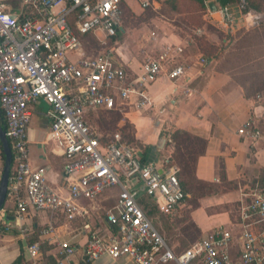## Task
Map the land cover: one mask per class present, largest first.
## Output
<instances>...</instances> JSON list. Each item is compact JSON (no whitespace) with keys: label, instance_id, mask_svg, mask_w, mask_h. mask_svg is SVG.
Returning <instances> with one entry per match:
<instances>
[{"label":"built area","instance_id":"2783aa9c","mask_svg":"<svg viewBox=\"0 0 264 264\" xmlns=\"http://www.w3.org/2000/svg\"><path fill=\"white\" fill-rule=\"evenodd\" d=\"M20 1L21 6L12 11L0 1V110L12 154L6 198L15 204L17 221L25 222L32 212H44L73 222L85 216L82 201L92 202L116 190V202L104 215L109 233L84 227L87 240L82 253L88 263L105 256L133 264H264L261 189L248 188L245 194L247 201L237 212L238 237L219 228L186 250L175 252L138 201L142 196L156 199L158 195L170 209L180 205L186 194L180 188L178 169L160 173L154 164L143 162L119 135L102 143L87 122L89 114L98 111L123 114L126 107L141 113L152 111L155 103L148 87L161 77L175 82L184 76V66L171 56L181 54L182 49L166 48L157 58L144 59L141 74L135 75L118 61L113 49L85 56L82 48L87 36L96 37L102 45L117 36L129 0ZM132 1L146 11L166 0ZM203 2L208 11L207 0ZM214 2L228 27L259 20L251 13L249 0H236L225 8ZM72 54L78 59L71 60ZM204 62L200 58V63ZM38 101L49 107L50 136L63 151L61 192L48 186L45 168H32L29 162L30 106ZM237 134L250 139L263 136L251 121ZM141 181L143 185L131 191ZM138 192L143 195L137 199ZM17 228L23 236L29 233L23 224ZM7 230L4 227V232ZM55 237L53 225L41 229L38 241L25 250L27 260L20 264H42L45 242L57 244L58 264L78 252L77 245L56 242ZM236 241L239 253L234 249Z\"/></svg>","mask_w":264,"mask_h":264},{"label":"crops","instance_id":"0c3cea01","mask_svg":"<svg viewBox=\"0 0 264 264\" xmlns=\"http://www.w3.org/2000/svg\"><path fill=\"white\" fill-rule=\"evenodd\" d=\"M0 1L7 3L11 11L21 6L20 0ZM251 2L254 3L250 7L251 13L259 20L249 25L240 22L232 27L223 23L218 9L211 12L205 7L197 12L196 5L192 4V11L186 12L188 15L184 16L190 22L195 18L198 21L199 15L202 24L186 27L190 33L164 21L165 18L159 16V3L152 10L156 11V32L149 33L145 46L140 47L136 55L128 54L127 48L123 50L125 43L119 46L118 42H114L119 50H123L122 53L116 48H110L116 52L118 61L135 75L141 74L144 59L157 58L166 48L182 49L181 54L174 53L171 56L175 63L184 66V76L175 82L161 77L148 87L149 97L155 103L152 111L141 113L126 107L122 116L133 125L135 152L145 162L154 164L160 173H167L174 167L179 170L175 164L169 163H174V145L169 139L175 132L187 133L204 142V154L197 158L193 176L196 181L212 186L213 192L197 199L196 207L183 203L170 209L158 195L156 199L148 198L144 201L143 207L151 221L155 215L170 217L177 210L185 209L190 223L198 231L195 242L207 238L219 228L238 237L241 233L236 213L246 201L245 193L250 187H258L264 192V0ZM134 8L129 4L127 14L134 13ZM232 14L237 16L235 10H232ZM207 26L215 31H206ZM197 31L200 34H196ZM239 31L248 34L247 47L220 39L224 33L232 36ZM120 34L128 35L123 27L117 36ZM201 40L208 47H204ZM202 57L204 64L200 63ZM70 59L77 60L78 55L72 54ZM41 104L44 103L38 101L30 106L29 162L32 168H45L48 186L61 192L64 155L61 147L50 136L49 107L44 104L43 109ZM248 121L260 129L263 134L261 138L250 139L237 134ZM3 163L0 152V178ZM116 198L117 191L112 190L95 201H82L85 216L73 222H67L61 215L52 217L44 212L31 211L30 217L22 223L17 221L14 202L6 198L0 211V264H20L26 261V248L38 241L39 231L48 225L56 228L57 237L53 240L68 241L79 249L64 264H90L82 253L87 240L84 227L88 225L109 233L104 221L105 214L97 217V209H105L111 203L113 207ZM18 224L28 228L26 236L21 235ZM4 227L8 229L6 232ZM158 231L166 240L160 229ZM166 242L173 250L176 248ZM235 245L234 249L239 253V242L236 241ZM42 246V264H58L61 257L57 244L52 241ZM92 264L133 263L112 261L104 256Z\"/></svg>","mask_w":264,"mask_h":264},{"label":"rangeland","instance_id":"374dc122","mask_svg":"<svg viewBox=\"0 0 264 264\" xmlns=\"http://www.w3.org/2000/svg\"><path fill=\"white\" fill-rule=\"evenodd\" d=\"M128 3L132 4V6L135 7L134 13L127 16L126 19L124 18L125 22L122 24V27L127 30L128 35L122 36L120 34L116 39H108L106 41L107 43H109L107 44L108 46L102 45L94 36L85 37L82 40V48L85 56L97 54L98 52H102L103 50L111 47L119 50V46L122 43L126 44L123 47V50L124 48H127L128 54L134 56L136 55L140 47L145 46V42L148 38L149 33L152 31L156 32V11L154 12L151 9H148L144 12H141V10L137 6H135V4H133L132 0H129ZM183 12L184 11H182L179 16L177 13L173 12L170 7L167 6V4H163L161 5V8L159 10V16H163L165 18L164 21L166 20L167 23L182 27L183 31H185L186 33H190V31L187 30L186 27L193 26L192 24L200 26L198 24L199 15L198 21L197 18H195L189 22L187 21L188 18L184 16L188 14H185L186 12ZM206 31L214 32L215 30H213L212 27L207 26ZM220 39L222 41L226 40L229 42H236V45H242L243 47H247L249 42L248 34H244L243 31H239L232 36H228V34L224 33L223 37L221 36ZM114 42H118L119 46L114 45ZM123 50L120 49L119 52L122 53ZM41 107L44 109V104H41ZM87 122L89 126L95 131V133L99 137H101L102 143H106L110 141L113 136L119 135V138L123 143L136 147L133 125L127 119H125L122 114L98 111L89 114ZM248 193L249 191L247 190L245 194ZM147 199V197L142 196L138 201L139 205L145 208L144 201H147ZM245 199L247 201L246 197ZM111 204L107 205L105 209H97V217H102V215L105 214L104 211H106L107 208L110 209V207L112 206ZM152 223L156 229H160V232L164 234L166 240L176 247L174 248V250L177 251L178 249L187 248L191 244L189 238H186V236H184L185 234L183 233V231L186 228H189L191 225L188 213L185 209L177 210L173 214V216L170 217L168 215H155L152 219ZM161 229L164 230V233ZM185 232L190 233V230L187 229V231Z\"/></svg>","mask_w":264,"mask_h":264},{"label":"trees","instance_id":"16d2710c","mask_svg":"<svg viewBox=\"0 0 264 264\" xmlns=\"http://www.w3.org/2000/svg\"><path fill=\"white\" fill-rule=\"evenodd\" d=\"M215 1L219 8L233 6L236 2V0H215ZM163 4H167V6L170 7V9L177 14L182 13V11L191 12L192 4L196 5L197 12L205 9L203 0H166L161 3V5ZM253 6H254V3H252L251 0H249V8ZM127 13L128 12L126 10L125 14ZM128 15L129 14H127V16ZM124 18L126 19V17ZM124 20H123V23L125 22ZM198 24L199 25L202 24L200 18H199ZM200 42L204 45V47H208L206 42L202 40ZM0 121L2 123L1 115H0ZM169 140L174 145V155L172 157L173 158L172 161L174 163H172L171 161H169V163L170 165L175 164V166L179 168L178 173H177V178H178L181 190L184 192V194H186V197L180 203V205H182L183 203H188V204H191L192 207H196L198 205L197 199L202 198L210 194L211 192H213L212 186H208L205 183L196 181L193 176L196 160L199 156L204 154V147H205L204 142L199 139L191 137L187 133L180 132V131L175 132L170 137ZM0 152L2 155V159L4 161L1 144H0ZM141 160L145 162L143 158H141ZM187 229L190 230V233L185 232L187 231ZM183 233L185 234L184 236H186V238H189V241L191 242V244H193L197 238L198 231L191 224L189 228H186L183 231ZM187 248L178 249L177 251L175 250V252L179 253V252L186 250ZM42 249H43V246H42Z\"/></svg>","mask_w":264,"mask_h":264},{"label":"water","instance_id":"95a60500","mask_svg":"<svg viewBox=\"0 0 264 264\" xmlns=\"http://www.w3.org/2000/svg\"><path fill=\"white\" fill-rule=\"evenodd\" d=\"M215 0H210L208 4V8L211 12H216L217 8L215 5ZM1 115V110H0ZM0 144L2 148V153L4 156L3 170L0 178V211L5 203L7 197V187H8V179L11 170V162H12V154L9 147L8 140L4 135V130L2 127V123L0 121ZM143 185L142 181L135 185L131 191H137ZM143 195V192H138L137 199Z\"/></svg>","mask_w":264,"mask_h":264}]
</instances>
